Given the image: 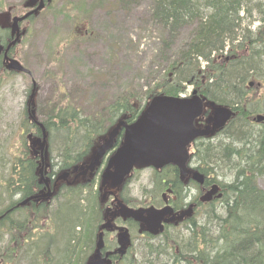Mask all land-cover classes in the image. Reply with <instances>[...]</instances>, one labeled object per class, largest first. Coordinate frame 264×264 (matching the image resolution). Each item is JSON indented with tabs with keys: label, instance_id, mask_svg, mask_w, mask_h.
Returning <instances> with one entry per match:
<instances>
[{
	"label": "trees",
	"instance_id": "16d2710c",
	"mask_svg": "<svg viewBox=\"0 0 264 264\" xmlns=\"http://www.w3.org/2000/svg\"><path fill=\"white\" fill-rule=\"evenodd\" d=\"M150 18L165 36V51L180 30L192 28V37L174 55L164 82L149 91L144 101H137L135 93L122 95L91 116L73 105L54 107L43 122L49 135V178L56 182L63 173L87 162L98 142L120 121L138 119L155 96L180 97L192 86L209 101L237 113L219 134L197 140L191 158V164L211 181L219 183L215 175L220 171L231 183L220 182L223 198L201 209L197 218L169 227L158 237L142 238L148 244L143 260L132 258L133 246L126 256H117L115 264H264V123L251 124L253 116L264 114V96L261 101L250 96L251 84H261L264 90V0H153ZM255 23L259 27L254 28ZM0 37L6 47L10 45V29L0 28ZM5 72L14 74L0 58V74ZM37 134L42 136L40 128ZM220 136L225 137L212 141ZM55 137L59 141L52 147ZM0 153V158L8 154L11 159L0 182L7 199L1 197L0 203L4 207L0 210L2 264H88L105 218L101 177L58 183L52 199L22 208L18 207L22 201L43 188L41 159L35 157L24 135L17 147L2 142ZM155 174L163 193L162 181L174 180L178 171L169 167ZM126 186L127 182L120 197L135 207L126 197ZM29 210L36 219L40 212L48 216L51 232L35 239L24 237L22 231L33 220L24 214ZM22 214L23 219L19 218ZM5 229L10 238L3 233ZM5 238L10 241L8 248L2 247ZM37 241L55 242L38 249ZM116 246L110 242L108 250Z\"/></svg>",
	"mask_w": 264,
	"mask_h": 264
},
{
	"label": "rangeland",
	"instance_id": "374dc122",
	"mask_svg": "<svg viewBox=\"0 0 264 264\" xmlns=\"http://www.w3.org/2000/svg\"><path fill=\"white\" fill-rule=\"evenodd\" d=\"M26 2L1 0L5 13L10 12L12 17L27 13ZM152 3L153 0H55L35 19L22 23L21 29L26 33L15 48L14 57L31 71L32 77L17 72L0 74V145L4 142L10 148L17 147L23 135L26 138L28 133L36 132L27 117L33 81L38 85L35 101L40 122L46 121L56 106L73 105L84 116H91L122 95L135 93L137 101H144L149 91L153 92L158 84L164 82L174 55L193 34L192 28L180 30V34L170 42L171 48L165 51V36L150 18ZM257 27L259 24L255 23L254 28ZM193 91L194 88L189 86L187 96ZM250 96L253 101H261L264 90L257 84ZM224 137L212 141H221ZM58 141L55 137L52 147ZM193 153L195 147L191 150ZM3 157L0 158V182L6 177L9 171L7 164L11 161L8 154ZM219 173L215 175L219 184L231 183L229 178ZM156 178L153 170L135 174L124 189L127 199L137 208L158 202L161 189ZM261 186L264 188L262 181ZM1 197L6 199L0 185V203ZM2 209L4 207L0 206ZM28 212H22L26 218L32 216V211ZM200 212L201 209L195 218ZM24 217L22 214L19 218ZM32 217V222L22 231L24 237L29 235L35 239L51 232L52 223L48 216L40 212L37 219ZM3 233L10 238L7 229ZM135 233L131 256L143 260L148 244L137 231ZM37 242V248L42 249L55 241ZM9 243L5 238L2 247L8 248ZM5 261L9 259L5 258Z\"/></svg>",
	"mask_w": 264,
	"mask_h": 264
},
{
	"label": "water",
	"instance_id": "95a60500",
	"mask_svg": "<svg viewBox=\"0 0 264 264\" xmlns=\"http://www.w3.org/2000/svg\"><path fill=\"white\" fill-rule=\"evenodd\" d=\"M51 1L48 0L49 3ZM45 7V0H28L26 8L33 10L22 17L14 18L11 25L14 41L7 48L5 56V63L9 71L28 72L31 74L18 60L9 58L8 54L14 46L21 42L22 36L25 35V32L21 31V24L32 16L39 15ZM10 16L11 14H8L6 17L1 15L0 20L3 18L9 20ZM3 49L0 42V54ZM36 90L37 85L34 82L30 106L32 118L37 122L34 110ZM204 106L205 99H202L197 91L194 92L191 98H175L164 95L155 97L135 123L129 125L121 121L110 133L105 143L94 153L91 163L87 166L77 167L75 172L81 169L82 175L86 176L88 172L93 174L100 168L102 160L114 148V142L120 131L124 128L126 131L124 141L114 156L110 158L103 174V188L120 189L126 178L135 169L155 168L160 170L168 165H175L180 170L181 178L185 180L192 174V171L187 166L190 159L189 147L191 144L198 138L208 137L222 130L235 116L233 110L225 107H216L214 103H211L210 106L214 109V115L208 120V125L205 128H198L195 123L203 115ZM256 120L261 123L264 121V116L259 115ZM37 123L43 130V137L36 139L32 145L33 147L39 146V151L42 153V164L43 166L45 164L44 168H48L49 164L46 163L48 160V134L43 124ZM29 139H33V136L30 135ZM41 175L43 176V180H45L47 192L43 191L41 195L27 199L20 206H26L32 200L49 199L53 196L54 193L50 189V179L44 177V169L41 171ZM194 176L201 184L204 183L203 175L195 173ZM69 177L70 174L65 173L59 177L58 181H67ZM219 190L218 185L214 186L210 192L202 197L201 201L205 203L210 202L214 197L221 199L223 195H218ZM118 205L120 208L114 217H122L124 220H135L141 224V233H143L144 229H147L152 235H159L164 231V223L169 224L175 220L174 217L170 220H165L168 215L172 214L171 209L157 210L151 208L148 210H133L120 201H118ZM185 216L186 214L182 215L179 219L182 220ZM112 227L113 222L111 220L102 227V230ZM119 230L118 243L120 248L118 251L109 253L107 258L102 259L101 253L105 247V243L103 234H101L97 245V253L88 264H113L109 259L110 256L126 254L128 247L131 246V236L128 230Z\"/></svg>",
	"mask_w": 264,
	"mask_h": 264
},
{
	"label": "flooded vegetation",
	"instance_id": "af4514ba",
	"mask_svg": "<svg viewBox=\"0 0 264 264\" xmlns=\"http://www.w3.org/2000/svg\"><path fill=\"white\" fill-rule=\"evenodd\" d=\"M45 2H47V0H45ZM11 21L12 20L9 21L6 19L0 20V28L1 29L7 28V29H10V31H11V28H10ZM11 38H12V36H11ZM0 40H1V38H0ZM12 40H13V38H12ZM12 40H11V42H12ZM4 46L6 47V45H4ZM1 54H2L1 58H3V60L5 62L6 51L2 52ZM8 55H9V58L14 57L12 52H9ZM212 113H213V111L210 112V115ZM34 127H35V131L37 133V130L40 127L36 124H34ZM36 135H38V134H36ZM108 137H109V135H108ZM108 137L106 139H104L102 144L108 139ZM123 137H124V130H122L120 132V134L117 136V138L114 142V149H113V151L109 152L108 156L103 160V166H106V163L109 160V158L113 155L114 150L117 149L121 145V143L123 141ZM33 141H35V140H33ZM37 149L38 148L33 149L34 152H37L36 151ZM175 169H177V168H175ZM193 171L196 172L197 170L193 168ZM77 175L80 178H82L83 180H88V181H89V176H91L90 174L83 176L82 170H80L77 173ZM153 181H152V183H153ZM197 181L194 180L193 176H189L185 180H182L179 171H178V174L175 175L174 180H173V178H171V179L166 178V180L162 181L164 186H165V190L162 193L160 203L158 205H156V204L154 205L153 203H151L150 205H148V207L150 208L151 206H155L159 210H161V209H171L172 210V214L167 216L165 218V220H170L173 217L176 218V220L169 223L168 225L166 224L165 225V231L169 227H173V226L179 227L181 225L183 226L184 223L189 221L191 218H193V217L195 218V215L199 212L200 209H203V208L207 207L209 204H211V203H209L207 205L203 204L201 202V199H202V196L204 194L208 193L212 189V187L216 184V182L211 181L208 177L205 178L204 184H201ZM55 186H57V185L52 180L50 187L54 190ZM221 188H222V186H221ZM118 193L119 192H116L113 194L111 187H107L104 190V201H105L104 203H108V204H106V208H105L104 222L106 224L112 220L113 227L106 229V231L104 232L106 240H105V249L102 251V254H101L102 258H107V255L109 252H114V251L116 252L119 249V243H118V236L120 233L119 229L128 230L131 234V246L128 247L127 253L130 250V248L135 245V232L136 231H137V233L140 234V237L143 239H149V237H153V235L150 234L147 231V229H144L143 233H141V230H142L141 224L137 223L136 221L131 220V219L124 220L121 217H116V218L114 217L115 213L120 208L117 205L118 203H116V201H115V199L118 198ZM110 197H111V199L109 200ZM214 201H211V202H214ZM183 213H190L191 216L190 217L187 216L183 220H179L178 217H180ZM108 237L112 238L111 241H107ZM110 242L111 243L116 242L117 246L115 249L108 250ZM117 256L120 259L122 257H124V255H121V254H115L114 256H110L109 259H112L113 264H115V259H117Z\"/></svg>",
	"mask_w": 264,
	"mask_h": 264
}]
</instances>
